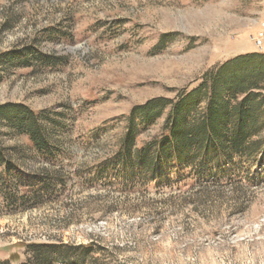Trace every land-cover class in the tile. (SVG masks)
<instances>
[{
    "label": "rangeland",
    "instance_id": "1",
    "mask_svg": "<svg viewBox=\"0 0 264 264\" xmlns=\"http://www.w3.org/2000/svg\"><path fill=\"white\" fill-rule=\"evenodd\" d=\"M263 24L264 0H0V56L33 45L59 61L0 67V105L57 121L53 157L1 130L10 158L48 172L56 191L30 208H1L0 260L19 264V245L45 242L71 246L51 264H264L261 157L250 179L241 171L134 189L94 180L135 106L173 98L235 56L264 53ZM166 115L141 129L138 146L160 136Z\"/></svg>",
    "mask_w": 264,
    "mask_h": 264
},
{
    "label": "trees",
    "instance_id": "2",
    "mask_svg": "<svg viewBox=\"0 0 264 264\" xmlns=\"http://www.w3.org/2000/svg\"><path fill=\"white\" fill-rule=\"evenodd\" d=\"M34 60L56 64L53 56H41L35 46L0 56V67H29ZM1 77V76H0ZM195 86L175 97H158L135 106L119 148L94 174V180L117 182L122 188L164 185L188 179H220L252 169L258 157L264 161V53L235 56L207 70ZM166 113L162 132L138 146L141 129ZM56 120L24 105H0V210L38 205L56 191L51 175L23 170L4 145L2 128L27 136L40 152L55 156L48 134ZM250 171L245 174L250 179ZM45 242L24 243L19 264H51L71 246ZM88 250L91 246H85ZM58 254V255H57ZM18 257L0 260L10 264Z\"/></svg>",
    "mask_w": 264,
    "mask_h": 264
},
{
    "label": "built area",
    "instance_id": "3",
    "mask_svg": "<svg viewBox=\"0 0 264 264\" xmlns=\"http://www.w3.org/2000/svg\"><path fill=\"white\" fill-rule=\"evenodd\" d=\"M256 43L261 52H264V24L262 30L259 32L256 37Z\"/></svg>",
    "mask_w": 264,
    "mask_h": 264
}]
</instances>
